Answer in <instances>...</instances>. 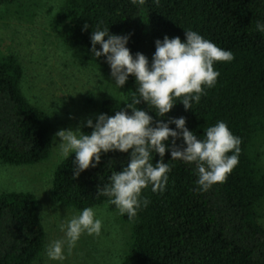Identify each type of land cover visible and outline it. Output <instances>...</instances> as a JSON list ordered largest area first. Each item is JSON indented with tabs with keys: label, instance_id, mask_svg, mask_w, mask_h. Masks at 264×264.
<instances>
[{
	"label": "trees",
	"instance_id": "obj_1",
	"mask_svg": "<svg viewBox=\"0 0 264 264\" xmlns=\"http://www.w3.org/2000/svg\"><path fill=\"white\" fill-rule=\"evenodd\" d=\"M14 1L0 0V7ZM61 20L65 42L81 48L88 61L109 75L105 58H96L90 50V36L98 25L113 34H131L127 47L133 54H145L149 62L157 39L168 35L183 40L187 29L233 52L231 62L214 64L220 73L217 82L205 89L192 109L185 110L177 100L161 118L145 102L136 105L148 110L154 120L185 117L187 128L198 137L224 121L242 143L239 163L227 180L203 193L192 191L197 187L194 165L170 160L166 150L164 161L171 166L166 190L154 193L149 185L142 191L148 206L131 220L122 215L133 224V235L121 264H264V227L257 218L264 199V169L251 149L264 130V34L255 30L257 22L264 23V0H159L158 4L147 0L139 7L130 0H66ZM85 22L89 27L82 31ZM22 78L17 58L0 55V162L33 165L49 158L52 141L48 114L24 95ZM133 95L138 93L130 75L125 96L104 100L98 114L114 115L132 102ZM82 131L87 134L92 129L83 126ZM74 157L70 154L55 170V199L76 210L103 204L115 209L108 197L97 196L98 189L110 183L113 171L128 164L129 154L102 153L96 167L77 177L73 176ZM159 159L153 153V163ZM38 207L39 200L31 192H0V264H31L42 253L46 231Z\"/></svg>",
	"mask_w": 264,
	"mask_h": 264
},
{
	"label": "clouds",
	"instance_id": "obj_2",
	"mask_svg": "<svg viewBox=\"0 0 264 264\" xmlns=\"http://www.w3.org/2000/svg\"><path fill=\"white\" fill-rule=\"evenodd\" d=\"M130 2L139 7L147 0ZM154 2L158 4L159 0ZM88 27L85 22L82 31ZM255 30L264 34V23L257 22ZM130 35L113 34L109 28L98 25L90 36V50L96 58H105L112 81L118 88L126 84L130 75L133 76L138 95H133L132 102L114 115L97 114L95 122L87 118L84 126L92 129L90 133L85 134L77 127L58 130L55 137L60 138L58 147L62 157L68 159L75 153L72 162L74 177L89 167H96L102 153L120 151L129 154L128 164L121 171L111 173L108 177L110 183L99 188L97 196L108 197V203L131 220L138 210L150 203L142 196L144 189L151 185L154 193L166 190L171 171L169 163L164 161L166 150L170 152V160L194 165L197 187L192 191L203 193L227 180L239 163L242 141L224 121L207 127L203 136L198 137L187 128L183 116L154 120L148 110L136 107L143 101L161 118L170 112L177 100L185 110L192 109V104L198 103L206 94L205 89L213 88L217 82L220 73L214 70V64L231 62L235 58L231 50L222 49L199 32L187 29L183 40L168 35L162 40L157 39L149 62L145 54H133L127 47ZM173 124L175 127H170ZM177 140L181 143L177 144ZM153 153L160 157L155 163ZM102 223L94 208L85 207L60 225L64 239L52 240L48 244V259L63 261L65 243L72 247L84 233L99 235Z\"/></svg>",
	"mask_w": 264,
	"mask_h": 264
},
{
	"label": "rangeland",
	"instance_id": "obj_3",
	"mask_svg": "<svg viewBox=\"0 0 264 264\" xmlns=\"http://www.w3.org/2000/svg\"><path fill=\"white\" fill-rule=\"evenodd\" d=\"M66 0H15L0 7V55H13L23 69L21 88L30 103L48 114L52 152L33 165L0 162V192H31L39 200L38 214L46 231L42 253L31 264H121L132 243L133 224L107 204L93 207L102 220L99 235L82 234L74 246H64L63 261L49 260L46 247L64 239L60 225L82 210L70 208L53 195V178L61 156L55 133L81 130L94 119L106 99L125 96L111 75L84 57L81 48L64 39L61 14ZM55 137V139H54ZM252 155L264 169V130L251 145ZM264 227V199L258 207Z\"/></svg>",
	"mask_w": 264,
	"mask_h": 264
}]
</instances>
